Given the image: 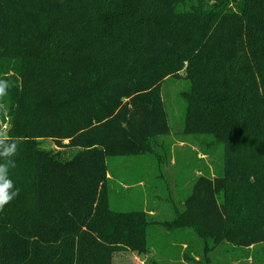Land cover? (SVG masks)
I'll return each instance as SVG.
<instances>
[{
  "label": "trees",
  "instance_id": "trees-1",
  "mask_svg": "<svg viewBox=\"0 0 264 264\" xmlns=\"http://www.w3.org/2000/svg\"><path fill=\"white\" fill-rule=\"evenodd\" d=\"M3 1L0 118L22 143L0 264H112L148 252L151 226L192 230L206 264L225 244H264V0ZM181 77L185 132L206 156L221 147L219 166L171 219L111 208L106 157L156 152L170 132L162 84Z\"/></svg>",
  "mask_w": 264,
  "mask_h": 264
},
{
  "label": "rangeland",
  "instance_id": "rangeland-1",
  "mask_svg": "<svg viewBox=\"0 0 264 264\" xmlns=\"http://www.w3.org/2000/svg\"><path fill=\"white\" fill-rule=\"evenodd\" d=\"M212 2L214 0H211ZM6 21V2L0 0V55L7 52ZM187 88L188 84L183 77L170 78L162 84L170 132L158 137L160 144L156 146L155 153L106 157L109 171L116 181V184L112 183L111 186V208L132 210L143 208L145 204L152 209L149 214L153 221L171 219L174 216V205L180 206L181 201L189 195L201 170L206 172L209 166L214 169L213 164L219 166L218 158L221 156L222 148L212 145L209 147L210 152L218 150L215 152L216 155L206 156L198 145L196 140L198 137L185 132L186 102L180 93ZM6 128L7 123L0 118V131L5 132ZM42 145L46 148H56L50 139H43ZM118 183H125L128 188H122ZM149 244L151 248L145 253L131 250L115 252L112 264L208 262L203 253V241L192 230L169 231L151 226ZM186 249L190 250L188 251L194 258H185ZM241 254L243 255L239 262L236 259ZM209 257L211 259L209 264H264V244H258L248 252L241 247L232 246L231 249L225 244L219 250L210 253Z\"/></svg>",
  "mask_w": 264,
  "mask_h": 264
},
{
  "label": "clouds",
  "instance_id": "clouds-1",
  "mask_svg": "<svg viewBox=\"0 0 264 264\" xmlns=\"http://www.w3.org/2000/svg\"><path fill=\"white\" fill-rule=\"evenodd\" d=\"M7 89L8 81L0 79V97L6 95ZM21 143V138H13L7 132L0 131V210L18 195L19 190L15 188L9 172L16 166L15 157Z\"/></svg>",
  "mask_w": 264,
  "mask_h": 264
},
{
  "label": "crops",
  "instance_id": "crops-1",
  "mask_svg": "<svg viewBox=\"0 0 264 264\" xmlns=\"http://www.w3.org/2000/svg\"><path fill=\"white\" fill-rule=\"evenodd\" d=\"M123 187L128 188L127 184L123 183Z\"/></svg>",
  "mask_w": 264,
  "mask_h": 264
}]
</instances>
